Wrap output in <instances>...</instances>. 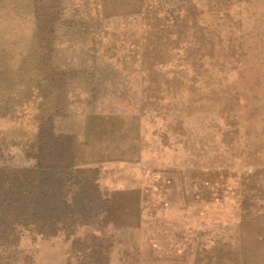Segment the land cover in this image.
Returning a JSON list of instances; mask_svg holds the SVG:
<instances>
[{
  "label": "rangeland",
  "instance_id": "374dc122",
  "mask_svg": "<svg viewBox=\"0 0 264 264\" xmlns=\"http://www.w3.org/2000/svg\"><path fill=\"white\" fill-rule=\"evenodd\" d=\"M41 138L111 213L14 264H264V0H0V167Z\"/></svg>",
  "mask_w": 264,
  "mask_h": 264
},
{
  "label": "trees",
  "instance_id": "16d2710c",
  "mask_svg": "<svg viewBox=\"0 0 264 264\" xmlns=\"http://www.w3.org/2000/svg\"><path fill=\"white\" fill-rule=\"evenodd\" d=\"M39 151L32 167H0V264H14L12 257L22 241L70 233L79 224L99 223L111 213L108 199L89 186L95 188V178L88 179V169L72 168V154L65 158L64 142L58 138L48 144L41 138ZM74 172L82 179L69 198Z\"/></svg>",
  "mask_w": 264,
  "mask_h": 264
},
{
  "label": "bare ground",
  "instance_id": "6f19581e",
  "mask_svg": "<svg viewBox=\"0 0 264 264\" xmlns=\"http://www.w3.org/2000/svg\"><path fill=\"white\" fill-rule=\"evenodd\" d=\"M122 1V0H121ZM119 2V1H118ZM121 4V3H120ZM254 62V61H253ZM240 64V63H239ZM86 85V84H85ZM206 142V141H205ZM203 150V149H202ZM191 157V156H190ZM216 183V182H215ZM164 198V197H163ZM203 202V201H202ZM143 204V203H142ZM155 206V205H154ZM177 228H178V226H177ZM164 243V242H163Z\"/></svg>",
  "mask_w": 264,
  "mask_h": 264
}]
</instances>
